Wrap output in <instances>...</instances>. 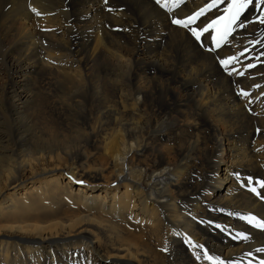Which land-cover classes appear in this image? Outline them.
I'll return each mask as SVG.
<instances>
[{"label":"bare ground","instance_id":"bare-ground-1","mask_svg":"<svg viewBox=\"0 0 264 264\" xmlns=\"http://www.w3.org/2000/svg\"><path fill=\"white\" fill-rule=\"evenodd\" d=\"M211 2H151L137 31L130 3L0 0V264L264 261V77L243 69L264 23L227 38V68L178 72L200 47L170 16ZM171 40L193 50L160 53Z\"/></svg>","mask_w":264,"mask_h":264},{"label":"rangeland","instance_id":"rangeland-1","mask_svg":"<svg viewBox=\"0 0 264 264\" xmlns=\"http://www.w3.org/2000/svg\"><path fill=\"white\" fill-rule=\"evenodd\" d=\"M150 1L153 2L155 4V6L161 7L159 4L155 3L156 2L155 0H149L148 2H144L142 0H110V2H113L115 4V6L121 7L123 9H124V7H126V5L128 3H130V4L134 5L137 9L140 10L139 17L130 20L131 22H133V25L135 27V30H137V31H139V28L142 26V24H148L149 22H151L152 19H154V21H157L158 20L157 19L158 18V15L154 11V7H153V5H152V3ZM229 2H230V0H227V3L225 4V5H227V7H228ZM176 4H178V3L177 2L176 3H172V0H169L168 6L166 8L165 7H162L160 9H163L166 12H167V10H165V9H168V13L170 12L169 15H172V14H174V12L176 13L178 11V9L179 10L181 9L180 8L181 5H179V4L176 5ZM172 6H174V7L176 6L175 9ZM184 6H186V5H183V7ZM220 6H221V3H219L216 7L220 8ZM216 7H214L213 9H211L212 11L209 10L207 12H211L212 13L213 10ZM221 7H223V6H221ZM227 7L225 6V9ZM251 9L252 8H249L248 7V8H246L244 10V12L240 16V21L238 23L243 22V21H246L247 19H250V18L251 19H255L258 22L262 18H264V16H262V13H264V12H262L260 9L256 8L255 10L253 9L252 11H251ZM207 12H205V14ZM224 14H226V13H224ZM213 17L214 18H212V20L208 21L206 23V25L207 24H210L213 20H216L219 16L214 15ZM170 18H171L172 21L175 19L172 16H170ZM202 19H203V16L199 17L198 19L195 20L194 23H192L191 25H189L190 27L187 28V30L190 32V35L189 36L194 41H196V43L200 47L199 49H197L200 53H196V54L195 53H191V55L194 57V59L192 61H195V62L193 64H191V65L185 66L184 68H178V70H177L178 72L179 71H184L185 73H188V72L191 71L190 69H196L197 62H198L199 64L205 66L202 70H205V71L209 72L210 74H212L215 71V63L212 64L209 61L208 54H210V59L211 60H215L216 62H218L219 65H221L220 61L224 60V57L226 56L225 55V51L223 50V48H224V45L227 42H223V43L220 44L219 47H217L215 45V43L213 42L212 38H211V42L212 43H208V42L205 43V41L203 39V35H201L200 40H197L192 35V32H191L190 29L195 28V26L198 25V23L200 22L199 20H202ZM172 24L176 27V24H174L173 22H172ZM199 26H196V27L201 28V25H199ZM10 28L13 31V28L12 27H10ZM240 28H235L234 31L232 32V34L228 38L234 37L236 35L235 34L236 32L242 31L245 27L243 26V27H240ZM206 33H211L212 36L215 34V32L213 30H211V29L209 30V32H206ZM262 35H261V39L263 40L264 39V34H262ZM116 37H117L118 43H120L121 45L125 46L123 40L119 36H116ZM255 38H257V36ZM259 38L254 41L256 44H258L260 42L261 39L259 40ZM211 44H213V45L211 46ZM182 46L185 48L186 51L193 50L192 47L189 44H182L179 41L177 42V41L171 40V41H168L166 44L162 45L160 53H164V55H174L175 52H178V50H181L182 49ZM209 49H213V50L210 51ZM261 49H262V51L264 50V44L261 45ZM3 50H4V40H0V53H2ZM87 53H88V50L86 51V54ZM253 56L255 57V59H254ZM150 57L153 59V55L150 54ZM249 57H250V59H249ZM249 57L244 62L250 61V63H251L250 65H253V66L251 68H248L249 66L247 64L243 65L244 66L243 69L246 72V74L249 75L250 72H251V74H252L253 77H264V53H262L260 55H257V56L251 55ZM252 63H254V64H252ZM134 69H135V67H134ZM235 73L238 74L237 71ZM218 76H219L220 79H225V77L223 75H218ZM244 76H245L244 74H240L239 78H242ZM112 79H114V78L112 77L111 80ZM59 87H60V84L57 87V91L59 92L58 93V97L60 96ZM193 88H194V90L196 92L197 91L198 92H201L202 91V88L200 87L198 81L193 86ZM104 94H103V96H105ZM190 107H192V105H190Z\"/></svg>","mask_w":264,"mask_h":264},{"label":"snow or ice","instance_id":"snow-or-ice-1","mask_svg":"<svg viewBox=\"0 0 264 264\" xmlns=\"http://www.w3.org/2000/svg\"><path fill=\"white\" fill-rule=\"evenodd\" d=\"M107 2V0H105ZM173 3H176L177 0H172ZM224 0H212L210 4H207L204 8H201L198 12H196L193 16H189L187 20H173L172 22L177 25H181L185 28H188L190 24L194 23L196 19L203 16L205 12L213 9L216 7L219 3H223ZM156 3L159 4L161 7H167L169 0H156ZM253 4V0H230L228 7L224 10L225 15L219 16L216 20H213L210 24H207L205 27L200 29L199 31L196 28L190 29L192 32V35L197 39L200 40L201 35L203 33L209 32V30H213L215 32V35L212 36V40L215 43L217 47L220 46L221 43L227 42V38L232 34L234 31V26L237 25V23L240 21V16L244 12L246 8L249 7V5ZM261 5H264V0H256V6L259 8ZM34 12H36L35 9H33ZM37 15H39L38 12H36ZM262 16H264V13H262ZM260 23H264V18L260 20ZM240 27H243V23H239ZM210 51L213 49H209ZM236 60V57H229L227 60L220 61L221 64L227 68V66L232 63V61ZM253 65H249V67H252ZM242 74V73H241ZM246 95V93H245ZM251 179V178H249ZM261 188H264V181H259ZM253 193H256L257 195H260L257 193V190L255 187L250 189ZM252 219H255L254 217ZM259 227L264 228V223H260ZM246 239V237H245ZM260 251V250H258ZM205 257L207 259H212V257L207 256V253H205ZM261 264H264V261L261 262Z\"/></svg>","mask_w":264,"mask_h":264}]
</instances>
